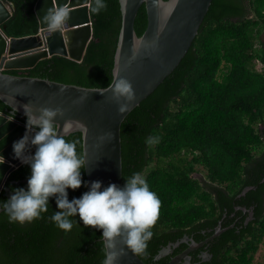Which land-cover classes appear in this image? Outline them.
I'll return each mask as SVG.
<instances>
[{"label": "trees", "instance_id": "trees-1", "mask_svg": "<svg viewBox=\"0 0 264 264\" xmlns=\"http://www.w3.org/2000/svg\"><path fill=\"white\" fill-rule=\"evenodd\" d=\"M9 1L16 9L4 33H38L37 0ZM106 2V10L90 12L93 37L80 61L52 55L32 68L7 71L86 87L109 86L122 12L119 0ZM147 22L143 4L135 20L138 36ZM263 31L264 0H213L179 65L122 122L123 184L139 173L160 200L153 236L138 254L145 263L165 264L170 255L155 259L162 248L184 234L208 230L224 213L234 211L233 204H240L254 206L255 221L241 232L235 226L210 241L212 257L202 264H255L264 240V45L257 47ZM9 110L0 100V111ZM66 139L83 156L82 133ZM202 169L208 186L193 176ZM29 175L26 164L13 171L0 202L9 197L6 189L26 187L27 182L16 181ZM82 178L87 181L85 168ZM247 186L256 188L239 197ZM85 191L83 184L69 189V200ZM56 210L50 198L42 218L24 224L10 223L1 211L0 264H101L102 229L83 225L77 215L71 218V231L65 232L49 219Z\"/></svg>", "mask_w": 264, "mask_h": 264}, {"label": "water", "instance_id": "water-1", "mask_svg": "<svg viewBox=\"0 0 264 264\" xmlns=\"http://www.w3.org/2000/svg\"><path fill=\"white\" fill-rule=\"evenodd\" d=\"M213 0H127L122 12V26L115 55L113 80L104 88L86 87L62 83L48 78L13 74L7 70L34 67L43 58L62 55L80 61L93 37L90 15L91 0H37L35 13L40 29L36 34L7 39L4 33L6 21L16 6L9 0H0V100L8 107H17L6 114L0 111V194L13 171L22 163L14 158L12 145L26 132L22 105L29 104L33 113L39 114L42 107L59 108L63 117H57L58 127L64 120L82 125L83 157L86 161L87 181H102L123 185L121 125L126 116L147 98L179 65L192 46ZM145 4L148 16L147 27L141 36L135 29L139 9ZM63 6L70 11L66 26L49 34L43 17L51 7ZM123 79L130 83L134 99L125 112L118 111L112 89ZM34 147L30 149L34 152ZM20 179L16 184L27 182ZM256 186H247L240 193L246 194ZM8 196L12 190L6 189ZM247 210L246 208H242ZM1 212V211H0ZM225 229L204 240L190 244L182 254L167 264L189 263V252L219 236ZM175 243L168 244L155 256L160 259L172 251ZM121 247L117 241V248ZM117 264H147L138 254L125 248Z\"/></svg>", "mask_w": 264, "mask_h": 264}, {"label": "clouds", "instance_id": "clouds-1", "mask_svg": "<svg viewBox=\"0 0 264 264\" xmlns=\"http://www.w3.org/2000/svg\"><path fill=\"white\" fill-rule=\"evenodd\" d=\"M127 0H119L120 10H125ZM107 9L106 0H92L90 12L99 14ZM70 11L63 7H51L43 17L49 34L67 25ZM113 97L120 103L118 111L125 112L134 99L129 82L121 79L112 89ZM26 116V132L12 145L14 158L30 168L26 187L14 188L9 197L0 202V211L10 223L32 222L48 211L50 198L55 199L57 210L49 217L55 227L68 232L73 227L72 217L79 216L85 226L102 229L100 236L104 258L101 264H117L125 248L136 254L145 252L153 236L151 228L159 215L160 200L150 190L147 181L139 173H133L120 186L102 181H85L82 169L85 158L78 154L74 141L66 139L82 125L64 120L62 128L56 118L63 117L59 108L42 107L39 114L31 111L29 104L22 105ZM13 107L14 115L17 112ZM34 147V152L30 149ZM4 157L0 156V163ZM87 188L79 197L69 200L68 190ZM117 241L121 247L117 248Z\"/></svg>", "mask_w": 264, "mask_h": 264}, {"label": "flooded vegetation", "instance_id": "flooded-vegetation-1", "mask_svg": "<svg viewBox=\"0 0 264 264\" xmlns=\"http://www.w3.org/2000/svg\"><path fill=\"white\" fill-rule=\"evenodd\" d=\"M251 15H253V13ZM262 34L259 38L260 44L258 43L257 47H260L261 44L264 45V38H263ZM9 111H12L11 108ZM7 114L10 115L9 112ZM23 119H26V117ZM207 184H209V182L207 180H205L204 185L208 186ZM239 197H241V196L239 195ZM233 207H234V211H232L231 213H224L222 215V218L218 221V223L212 227H209L208 230L203 229L202 231H196V232H192L190 234H188V233L184 234L180 240L175 242V244H177V245L172 246V251L166 255V256L170 255V258L167 262H165V264L170 262L173 258L177 257L178 255L182 254L186 249H188V247L190 246V244L192 242H194V241L196 243L203 242L204 240H206L207 238L212 236L216 230L225 229L223 231V232H225L226 230L236 226L237 232H241V230L243 228L248 227V225L251 222L255 221L256 215L254 212V206L253 205L250 206L249 208H247L246 206H243L240 204L239 205L233 204ZM242 208H247V210H245V212H244V211H242ZM240 211H242L243 214H239ZM228 221H231L230 224L224 226V223H227ZM202 236L204 238L200 239ZM196 237L199 238L200 240H196ZM212 240L213 239L209 240L204 245H202L196 249L191 250L189 252V263L188 264H202L205 261H207L208 259H210L212 257V253L209 252L211 245H208V243ZM177 249H180V250L178 252H175V250H177ZM180 264H184V260L182 262H180Z\"/></svg>", "mask_w": 264, "mask_h": 264}, {"label": "rangeland", "instance_id": "rangeland-1", "mask_svg": "<svg viewBox=\"0 0 264 264\" xmlns=\"http://www.w3.org/2000/svg\"><path fill=\"white\" fill-rule=\"evenodd\" d=\"M263 38H264V31H263ZM261 128H264L263 126H261ZM193 176L195 178H198L202 184L204 185L205 180L208 181L207 179V173L205 170H198L195 173H193ZM254 262L255 264H264V240L261 243L260 249L258 250V252L255 254V258H254Z\"/></svg>", "mask_w": 264, "mask_h": 264}, {"label": "built area", "instance_id": "built-area-1", "mask_svg": "<svg viewBox=\"0 0 264 264\" xmlns=\"http://www.w3.org/2000/svg\"><path fill=\"white\" fill-rule=\"evenodd\" d=\"M10 38H11V37H8V36H7V39H8V40H9Z\"/></svg>", "mask_w": 264, "mask_h": 264}]
</instances>
